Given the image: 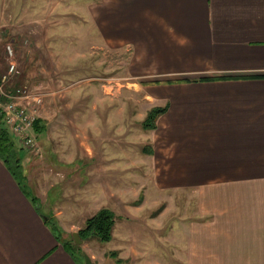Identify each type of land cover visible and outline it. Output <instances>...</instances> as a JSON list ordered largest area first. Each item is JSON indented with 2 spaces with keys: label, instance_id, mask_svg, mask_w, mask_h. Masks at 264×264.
Listing matches in <instances>:
<instances>
[{
  "label": "rangeland",
  "instance_id": "obj_1",
  "mask_svg": "<svg viewBox=\"0 0 264 264\" xmlns=\"http://www.w3.org/2000/svg\"><path fill=\"white\" fill-rule=\"evenodd\" d=\"M56 1L57 24L50 22L45 44L30 37L24 44L16 17L0 25V71L11 44L20 72L15 85L44 93L35 114L43 131H31L39 151L15 140L21 182L31 195L42 194L40 212L50 221L60 213L79 228L52 223L60 242L75 250L79 264H253L245 244L251 232L239 228L230 192L238 185L219 176L227 170L214 166V146L200 164L203 138L214 136L183 134L181 118L145 128L148 112L165 104L154 103L143 86L157 78L133 71L131 47L107 50L95 39L93 25L86 27L91 0ZM14 27L20 35L11 43L4 34ZM229 146L230 139L222 140L220 148ZM100 209L113 213L111 240L76 245L72 233ZM236 245H245L244 253L232 254Z\"/></svg>",
  "mask_w": 264,
  "mask_h": 264
},
{
  "label": "crops",
  "instance_id": "obj_2",
  "mask_svg": "<svg viewBox=\"0 0 264 264\" xmlns=\"http://www.w3.org/2000/svg\"><path fill=\"white\" fill-rule=\"evenodd\" d=\"M8 1L0 0V25L16 17L24 41L45 44L50 22L57 24L51 10L60 2ZM87 13L86 27L93 25L105 49L131 47L133 71L157 78L143 86L154 103L165 101L158 125L181 118L183 134L214 136L203 138L200 164L214 146V166L227 170L219 176L238 185V192H230L239 228L251 232L245 236L251 250L247 262L264 264V235H252V230L264 233V198L258 197L264 195V0H91ZM18 28L4 36H19ZM226 139L229 148H220ZM39 197L0 161V264H76L52 223L79 228L60 213L50 221L39 210ZM237 245L232 254L244 253L245 245Z\"/></svg>",
  "mask_w": 264,
  "mask_h": 264
},
{
  "label": "built area",
  "instance_id": "obj_3",
  "mask_svg": "<svg viewBox=\"0 0 264 264\" xmlns=\"http://www.w3.org/2000/svg\"><path fill=\"white\" fill-rule=\"evenodd\" d=\"M24 44H27V40ZM3 52L6 65L5 70L0 71V116L22 147L38 152L40 148L31 131L37 119L36 108L41 106L44 93L33 91L27 86L15 85L20 72L12 45L6 44Z\"/></svg>",
  "mask_w": 264,
  "mask_h": 264
},
{
  "label": "trees",
  "instance_id": "obj_4",
  "mask_svg": "<svg viewBox=\"0 0 264 264\" xmlns=\"http://www.w3.org/2000/svg\"><path fill=\"white\" fill-rule=\"evenodd\" d=\"M165 111V107L152 108L147 114L146 122L149 121V123H144L145 128H151L153 126L151 123H156L158 117H160V115H162ZM33 131L35 133L43 131V125L40 119H36L34 122ZM16 143L15 137L12 136L10 130L4 123L3 118L0 116V161L5 166L9 174L12 175L20 185L22 184V175L20 170V157L18 154L21 149L18 148ZM33 202L35 204V198H33ZM114 223L113 213L108 209H100L86 220L84 228L78 232L79 237L82 240H87V238L92 237L101 243H107L112 238ZM61 245L65 252L75 261V263L79 264L76 254L74 253L75 250H73V248H71L67 243L61 242Z\"/></svg>",
  "mask_w": 264,
  "mask_h": 264
},
{
  "label": "water",
  "instance_id": "obj_5",
  "mask_svg": "<svg viewBox=\"0 0 264 264\" xmlns=\"http://www.w3.org/2000/svg\"><path fill=\"white\" fill-rule=\"evenodd\" d=\"M72 239L76 245H81L83 243V240L79 237L78 232L72 233Z\"/></svg>",
  "mask_w": 264,
  "mask_h": 264
}]
</instances>
